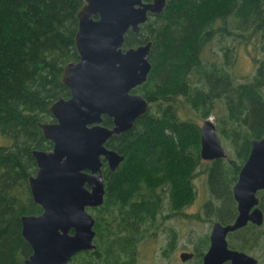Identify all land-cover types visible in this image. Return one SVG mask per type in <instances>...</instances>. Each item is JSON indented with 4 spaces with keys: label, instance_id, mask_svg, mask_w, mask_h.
Listing matches in <instances>:
<instances>
[{
    "label": "trees",
    "instance_id": "trees-1",
    "mask_svg": "<svg viewBox=\"0 0 264 264\" xmlns=\"http://www.w3.org/2000/svg\"><path fill=\"white\" fill-rule=\"evenodd\" d=\"M83 3L0 0V133L6 136L0 142V264H26L33 251L21 219L43 211L30 188L38 168L33 150L53 146L41 123L55 120L54 100L70 96L62 76L66 63L80 56L75 35ZM150 39L152 69L132 89L147 97L149 108L130 130L108 139L125 159L115 171L105 162L104 202L88 207L97 247L68 264H140V245L170 216L166 207L175 212L196 197L194 176L207 166L202 120L215 115L241 163L252 140L264 136V0H167L138 33L129 30L125 45ZM241 44L254 47L250 75L234 70ZM104 123L112 125V118L105 115ZM223 159L209 166L214 190L221 172L234 165ZM177 196L188 200L177 205ZM176 237L172 229L164 253L176 248Z\"/></svg>",
    "mask_w": 264,
    "mask_h": 264
},
{
    "label": "water",
    "instance_id": "water-1",
    "mask_svg": "<svg viewBox=\"0 0 264 264\" xmlns=\"http://www.w3.org/2000/svg\"><path fill=\"white\" fill-rule=\"evenodd\" d=\"M166 5L167 0H84L79 9L75 40L80 56L66 63L62 76L70 96L54 100L50 110L55 120L41 123L53 147L33 150L38 169L30 176V188L43 211L21 215L23 236L33 250L26 264H68L78 252L97 247L96 220L88 207L104 202V162L115 171L125 159L106 143L114 134L130 130L150 105L143 93L132 89L148 79L153 40L126 46L125 39L129 30L138 33L150 14L162 13ZM105 115L112 125L104 123ZM200 153L203 159L227 156L211 117L202 124ZM262 187L264 136L252 140L234 186L240 214L234 223H214L203 264L227 259L233 264L256 262L254 256L229 248L226 234L249 219L262 222L259 207L250 212ZM191 256L187 250L180 253L182 260Z\"/></svg>",
    "mask_w": 264,
    "mask_h": 264
},
{
    "label": "rangeland",
    "instance_id": "rangeland-1",
    "mask_svg": "<svg viewBox=\"0 0 264 264\" xmlns=\"http://www.w3.org/2000/svg\"><path fill=\"white\" fill-rule=\"evenodd\" d=\"M227 40H229V38ZM220 44L221 43L215 45L217 50L220 49ZM253 49L254 47L252 44H248L247 46L241 44L239 46L237 62L234 68L239 75H250L254 73L256 63L253 61L250 54L254 53ZM211 118L216 124L215 115H212ZM203 122L204 120L201 121L202 124ZM220 136L226 150L235 155L234 148L232 144H230V141L224 139L221 134ZM5 140L6 136L0 133V142H4ZM206 187L205 174L196 175L194 176L193 185V189L196 191L194 200L182 204V202L184 200L187 201L188 198L177 196V205L182 204L181 208L174 212L168 206L166 207L164 213L169 212L170 216L166 218L161 226L153 229L151 235L147 236L140 245V264H201V258L198 255L188 260H182L180 252L182 250L193 251L199 248L200 239L211 230L212 223L206 219V208L203 206L206 201V196L210 195V193H207ZM165 200H168V198ZM172 229H175L177 232L176 248L170 252L164 253V248L167 245Z\"/></svg>",
    "mask_w": 264,
    "mask_h": 264
},
{
    "label": "flooded vegetation",
    "instance_id": "flooded-vegetation-1",
    "mask_svg": "<svg viewBox=\"0 0 264 264\" xmlns=\"http://www.w3.org/2000/svg\"><path fill=\"white\" fill-rule=\"evenodd\" d=\"M250 152L243 163H241V160L239 162L237 153L234 155L229 151H227V156L218 157L224 158L223 161L228 164L234 163V165H228V167H230L229 169L231 173L221 172L219 176V183L216 184L218 190L212 189L213 183L211 181V173L209 170L210 163H212L216 158L204 159V161L207 163V166L204 170L205 184L207 185V193H210V195L206 196V201L204 202L203 206L206 208V219L211 221L212 226L210 232L203 236V246L205 247V251L201 257V264H203L204 255L211 245V232L214 223L220 222L223 225L234 223L240 214L239 201L235 196L234 186L239 179L240 171L244 163L247 161ZM256 195L259 198V202L250 209V212L253 211L255 207H259L263 212L262 222L249 219L244 225H241L236 229L229 230L226 234V239L229 248L246 252L247 254L254 256L256 258V262L254 264H264V187L259 188L256 191ZM190 252H192L191 258H194L198 253L197 249ZM222 264H233V262L232 259H227Z\"/></svg>",
    "mask_w": 264,
    "mask_h": 264
}]
</instances>
